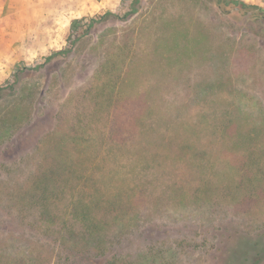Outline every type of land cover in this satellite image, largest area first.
<instances>
[{"label":"rangeland","instance_id":"1","mask_svg":"<svg viewBox=\"0 0 264 264\" xmlns=\"http://www.w3.org/2000/svg\"><path fill=\"white\" fill-rule=\"evenodd\" d=\"M55 1L0 75V264H264V0Z\"/></svg>","mask_w":264,"mask_h":264},{"label":"crops","instance_id":"2","mask_svg":"<svg viewBox=\"0 0 264 264\" xmlns=\"http://www.w3.org/2000/svg\"><path fill=\"white\" fill-rule=\"evenodd\" d=\"M21 1L0 0V75L6 74V69L12 68L17 59L23 58L22 43L18 35V28L22 24ZM54 4L65 9L68 8L70 1L56 0ZM92 8L93 6L84 5L81 10Z\"/></svg>","mask_w":264,"mask_h":264},{"label":"trees","instance_id":"3","mask_svg":"<svg viewBox=\"0 0 264 264\" xmlns=\"http://www.w3.org/2000/svg\"><path fill=\"white\" fill-rule=\"evenodd\" d=\"M124 2H128V8L126 12L123 14L122 18H128L132 16L134 13L137 12V4L139 0H132V1H127V0H122ZM228 4H231L232 6H237L238 9H246V8H255L256 10H261L259 6L253 5L246 3L242 0H228ZM105 14H113L111 11H107ZM100 17H87V16H82L79 18H74L70 21L69 23V32L66 38V45L63 46L62 48L53 51L50 55L45 56V60H50L53 55H62V56H68L72 51L75 46V43L79 41L82 37H85L87 34H89L93 23L97 18H101L103 15H99ZM86 20H88V23H84ZM24 66V63H23ZM19 67H15V74L18 72ZM2 87L0 86V89ZM6 250L0 251V262L2 261L3 258L6 257ZM8 258V257H6ZM14 260V259H13ZM5 264H9V261H6Z\"/></svg>","mask_w":264,"mask_h":264}]
</instances>
